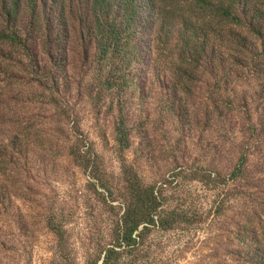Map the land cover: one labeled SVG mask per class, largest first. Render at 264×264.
<instances>
[{
  "label": "rangeland",
  "instance_id": "rangeland-1",
  "mask_svg": "<svg viewBox=\"0 0 264 264\" xmlns=\"http://www.w3.org/2000/svg\"><path fill=\"white\" fill-rule=\"evenodd\" d=\"M153 19L128 61L125 149L113 137L120 109L111 101L118 96L106 90L98 99L94 60L72 56L70 84L56 106H47L21 76L19 113L47 135L32 144L33 186L0 212V264H101L129 200L123 159L144 184L160 188L164 208L182 218L169 230L150 228L137 264H264L258 254L264 250V53L262 73L235 77L240 71L228 64L232 50L222 43V68L187 74L172 37L156 45ZM184 80L190 95L174 87ZM235 96L248 99V114L229 109ZM77 133L85 140L81 151L90 152L87 166L72 160ZM245 156L243 172L231 176ZM52 214L65 222L63 243L47 225ZM131 258L124 254L118 262L131 264Z\"/></svg>",
  "mask_w": 264,
  "mask_h": 264
},
{
  "label": "trees",
  "instance_id": "trees-1",
  "mask_svg": "<svg viewBox=\"0 0 264 264\" xmlns=\"http://www.w3.org/2000/svg\"><path fill=\"white\" fill-rule=\"evenodd\" d=\"M153 17L158 22L156 45L164 37H172L186 61L185 73L222 68L227 61L217 54L222 43L232 50L228 64L240 71V75L233 72L235 77L262 73L259 56L264 53V0H0V212L33 186L32 173L38 163H30L37 147L32 144L40 134L47 135L35 130L31 118L19 113L21 76L26 80L24 85L37 87L35 92L41 93L47 106H56L70 84L72 56L94 60L98 99L102 100L106 90L118 96L111 101L120 109L113 137L119 148L125 149L130 142L127 90L132 85L128 61L137 56L141 37L151 28ZM260 48L263 51L259 52ZM179 70L181 67L175 69ZM185 83L180 81L174 87L190 95ZM247 102L235 96L229 109L248 114ZM61 116L65 114L57 118ZM74 135L72 160L87 166L89 149L82 152L85 140L79 133ZM246 157L231 176L243 172ZM121 177L129 200L117 217L118 234L112 247L105 249L103 264H119L124 254L132 257L131 264H137L141 259L139 246L151 227L169 230L182 220L177 211L164 208L160 188L144 184L139 171L125 159ZM64 224L56 214L47 220L59 243L67 239ZM121 247L122 251L116 249Z\"/></svg>",
  "mask_w": 264,
  "mask_h": 264
},
{
  "label": "water",
  "instance_id": "water-1",
  "mask_svg": "<svg viewBox=\"0 0 264 264\" xmlns=\"http://www.w3.org/2000/svg\"><path fill=\"white\" fill-rule=\"evenodd\" d=\"M101 264H103V261L101 262Z\"/></svg>",
  "mask_w": 264,
  "mask_h": 264
}]
</instances>
